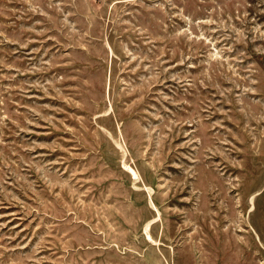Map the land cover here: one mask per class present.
Instances as JSON below:
<instances>
[{
  "label": "rangeland",
  "instance_id": "obj_1",
  "mask_svg": "<svg viewBox=\"0 0 264 264\" xmlns=\"http://www.w3.org/2000/svg\"><path fill=\"white\" fill-rule=\"evenodd\" d=\"M0 264H264V0H0Z\"/></svg>",
  "mask_w": 264,
  "mask_h": 264
},
{
  "label": "bare ground",
  "instance_id": "obj_2",
  "mask_svg": "<svg viewBox=\"0 0 264 264\" xmlns=\"http://www.w3.org/2000/svg\"><path fill=\"white\" fill-rule=\"evenodd\" d=\"M147 237H148V240H149V241H151V238H150V236H149V235H147Z\"/></svg>",
  "mask_w": 264,
  "mask_h": 264
}]
</instances>
